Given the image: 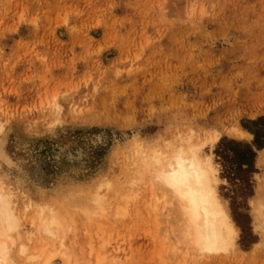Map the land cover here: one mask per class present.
Segmentation results:
<instances>
[{
    "label": "rangeland",
    "instance_id": "1",
    "mask_svg": "<svg viewBox=\"0 0 264 264\" xmlns=\"http://www.w3.org/2000/svg\"><path fill=\"white\" fill-rule=\"evenodd\" d=\"M258 117L264 119V0H0L1 185L20 210L29 205V218L39 202L54 207L67 188L98 181L126 208L118 217L69 222L64 242L79 259L91 244L103 264L113 256L118 264H176L163 250L173 238L162 246L146 208L149 176L141 161L155 148L187 136L198 143L215 129L220 137L199 153L216 169L237 248L183 264H264V148L257 150L243 127ZM232 126L251 137L232 136ZM223 138L254 151L246 187L240 176H226L215 153ZM23 231L18 241L31 251L50 244ZM16 248V263L30 264Z\"/></svg>",
    "mask_w": 264,
    "mask_h": 264
},
{
    "label": "bare ground",
    "instance_id": "2",
    "mask_svg": "<svg viewBox=\"0 0 264 264\" xmlns=\"http://www.w3.org/2000/svg\"><path fill=\"white\" fill-rule=\"evenodd\" d=\"M228 131L235 137H251L238 126ZM219 137L220 132L215 129L198 143L187 136L179 145L167 150L155 148L150 156L142 158L149 176L144 198L146 208L152 214L162 246L165 239L173 238V244L167 243L163 250L171 259L176 257V264H183L186 257L217 255L237 248L238 228L217 193L216 169L209 155L199 153L203 144H213ZM259 159L264 160V156ZM103 183L98 181L91 189L67 188L58 195L54 207L41 201L29 218L25 214L29 205L20 210L13 192L0 182V264H17L12 256L14 246L19 256L30 264H103L105 257L93 254L91 244L87 259L82 260L64 242V234L73 230L69 222L80 219L91 223L110 213L118 217L126 209L118 198L102 192ZM61 206L70 215L59 216ZM22 231L29 236L34 232L42 234L50 244L31 251L27 242L18 241ZM158 258L162 261L163 256L158 253ZM108 262L118 264L114 256Z\"/></svg>",
    "mask_w": 264,
    "mask_h": 264
},
{
    "label": "trees",
    "instance_id": "3",
    "mask_svg": "<svg viewBox=\"0 0 264 264\" xmlns=\"http://www.w3.org/2000/svg\"><path fill=\"white\" fill-rule=\"evenodd\" d=\"M243 127L253 134L252 144L258 149L264 148V119L258 117L254 120H248L243 124ZM235 147V148H233ZM228 149H234L230 154ZM231 152V151H230ZM215 153L219 155L223 161V167L230 180H236L240 176L244 186L248 184V173L253 166L254 151L250 144L242 143L240 141L222 139L216 148ZM233 163H237L238 168H234ZM245 166V168H242ZM231 176V177H230Z\"/></svg>",
    "mask_w": 264,
    "mask_h": 264
}]
</instances>
